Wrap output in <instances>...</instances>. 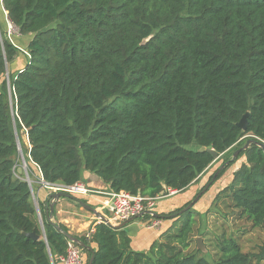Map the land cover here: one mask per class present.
Listing matches in <instances>:
<instances>
[{"label":"trees","instance_id":"obj_1","mask_svg":"<svg viewBox=\"0 0 264 264\" xmlns=\"http://www.w3.org/2000/svg\"><path fill=\"white\" fill-rule=\"evenodd\" d=\"M1 3L29 41L25 66L6 78L24 54L0 29V264H55L69 247L39 202L41 225L32 188L18 172L16 134L45 182L72 186L88 171L109 191L154 199L184 192L215 162L230 161L201 192L244 157L206 212L222 206L250 225L240 234L223 223L211 251L193 246L210 231L201 232L193 207L182 211L192 200L160 214L175 216L147 251L132 248L126 227L104 222L78 237L96 244L93 264H264V243L250 241L247 249L242 239L264 232V149L257 144L264 142V0ZM82 250L89 264L92 250Z\"/></svg>","mask_w":264,"mask_h":264},{"label":"crops","instance_id":"obj_2","mask_svg":"<svg viewBox=\"0 0 264 264\" xmlns=\"http://www.w3.org/2000/svg\"><path fill=\"white\" fill-rule=\"evenodd\" d=\"M1 1L2 0H0V6H2ZM25 60L26 59L24 58V55L18 56L17 59L13 63L8 65V70L10 69L11 65L14 66L13 69L9 72L16 73L20 71L26 64V63L24 64ZM244 159L245 158H243L240 161V163L235 164L230 172L228 173L225 172V177L222 179L221 183H219V187H224L230 182V180L232 179L233 172L239 167V165L244 161ZM37 175L38 177L41 176L40 171L37 173ZM33 183H40V181L33 180ZM81 183H83L90 189L97 190L102 193H93V194H88V195H83V194H74V195H76V197L81 200L85 199L88 204H90L91 206L95 207L97 210L107 215V211H111V209L107 207V204H106L107 197L105 196V194H103V192L109 191L108 185L105 182H103L102 179H100L98 176L88 171L84 173V180ZM32 188H33L32 191H33V194L35 195V200H36L38 209H39V206H38L39 202L49 207L50 194L53 191H59V190L51 189L50 187H46L43 185H39L38 187H32ZM191 188L194 189L195 187L191 186L189 189ZM191 195L192 194L186 196L183 202H181L179 205L172 204L166 208L160 205L159 210L156 209L157 211L155 210V208L158 202L157 203L155 202L153 211L156 214L172 212L175 209L189 202ZM48 207L46 210H44L46 217H47ZM40 214H41V211H40ZM170 217L172 216L161 217V218L154 217L160 220V224L156 227H152L151 225H149L152 220L150 218L134 219L133 221L128 223L125 227L127 228L129 235L131 237L132 248L135 250H140V251L149 250L152 243L156 239H158L160 235L173 222V220ZM41 218H42V214H41ZM54 218L57 220L58 223L64 224L69 229V232L75 236H81V235L87 236L88 230L91 227L95 226L97 223L101 222L100 219H98L93 212L84 208L82 205L79 204L77 200L72 199V198H66V197L60 198L58 203L55 205ZM91 247L95 249L97 246L95 243H92ZM83 254H84V260L86 262V260L88 259V255L86 253H83ZM55 264H64V263L56 262Z\"/></svg>","mask_w":264,"mask_h":264},{"label":"rangeland","instance_id":"obj_3","mask_svg":"<svg viewBox=\"0 0 264 264\" xmlns=\"http://www.w3.org/2000/svg\"><path fill=\"white\" fill-rule=\"evenodd\" d=\"M6 11L3 10L2 6H0V29L2 32H4L5 36H7L9 39L12 38L13 41L16 43V45L21 49L22 53L24 54L26 60L28 59L27 56V44L29 41L28 37H19V34L17 32V29L10 24V22L8 21V18L6 16ZM24 61V64L27 61ZM25 66V65H24ZM13 65L10 66V69L8 70L7 74H6V78H8V74L9 71H11L13 69ZM22 138L24 140V143H26V147H30L29 142H28V137L26 133L22 134ZM195 147V145H192ZM25 151V152H24ZM21 146V149L18 150V168L20 167H24L26 166V168L28 169V166L31 167V169H33V179L30 178L31 182L33 183V180H37L40 181V183H34V187H38L39 185H43L42 179L40 180V178L38 177L37 173L39 172L38 168L35 167L33 165V163L30 161L28 155H27V149H24ZM244 157H240L238 161H236L233 165H231L230 167H228V169L226 170V173L230 172L232 170V168L234 167L235 164L240 163V161L243 159ZM24 159L26 160V165L24 166ZM223 164V160H219L217 162H215L212 167L208 170V172L202 177V179L200 180V182L192 185V187L194 186L195 188H191V189H187L184 192H175L173 194L167 195L166 197H162V198H158L156 199V203L158 202L155 210H159L160 205L164 208L169 207L172 204H177L179 205L181 202H183L184 198L190 194L191 198L190 200H194L195 197L197 196V194L199 195L200 193H202L200 199L194 204L193 208L194 210H196L200 216L198 218L202 219V223H201V232H204L205 230H209V234L208 235H196L195 236V241L193 243V246L197 247V238L201 237L202 238V243L205 245L206 247V252L207 249L209 251L213 250V247L211 246V239H213L214 236L218 235L221 230L222 227L221 225L223 223L226 224V226L228 227V232L227 233H245L248 229V226L250 225V223H248L245 219H240L238 220L234 215H232V213L229 210H225L224 208H219L214 209L212 208V212H210L207 215V210L212 206V203L214 201V197L216 196L215 194H217V191L219 189H221L222 187H219V183H221L222 179L225 177V173L224 175L218 179L213 185L210 184L209 188L206 189L205 191L201 190V188L207 183V180L209 178V176L215 171L217 170L219 167H221V165ZM226 169V167H225ZM229 175V174H228ZM206 188V187H205ZM204 188V189H205ZM214 209V210H213ZM156 210V211H157ZM107 215L111 218L113 216L111 211H107ZM40 217V216H39ZM136 219H143V217H138ZM179 225L177 227H180L181 222L178 223ZM200 224V222L198 223ZM200 232V233H201ZM243 241L246 242V248L249 249V244L250 241H253L254 244L258 243L262 244L264 243V232L263 231H253L250 232L248 234H245L243 236ZM204 252V253H206Z\"/></svg>","mask_w":264,"mask_h":264},{"label":"water","instance_id":"obj_4","mask_svg":"<svg viewBox=\"0 0 264 264\" xmlns=\"http://www.w3.org/2000/svg\"><path fill=\"white\" fill-rule=\"evenodd\" d=\"M250 115V112L247 111L244 116L242 117L241 121L238 123V126L241 127L242 129H246L247 128V122H248V116ZM16 137H17V144H18V150L21 149V143H20V139L18 137V135L16 134ZM253 142L252 139L248 140L246 142V144L244 146H242L241 148L237 149L234 154H233V157L231 160H234L241 151L247 149L249 147V145ZM257 144L262 147L264 149V142L263 141H260V142H257ZM199 151L201 152H204V151H207L209 153H211L216 159L219 158L221 155L219 152H217L215 149L213 148H207V147H201L199 149ZM24 166L26 165V160L24 159ZM230 164V161H227L225 162L224 164L221 165V167H219V169L217 170V172L215 173L214 175V178L215 179L219 172L224 169L227 165ZM18 172L20 174H24L25 175V178L26 180L28 181L29 185L31 186V188L33 187L32 186V182L30 180V176H29V171L28 169L24 167H20L18 168ZM210 186V183L206 186V188L204 189V191L206 189H208ZM33 189V188H32ZM34 195V194H33ZM202 193H200L199 195H197L195 197V199L193 201H191V203H189V205H187L182 211H186L190 208H192L194 206V204L200 199ZM35 197V195H34ZM62 197H66V198H72V199H75L79 202L80 205H82L84 208H86L87 210L93 212L96 217L98 219H100L101 222H104L110 226H112L113 228L115 229H121L123 227H125L128 223H130L131 221H133L134 219L138 218V217H141L143 216L144 214L146 213H150L153 217H157V218H161V217H169V216H161L160 214H156L154 211H151V210H147V211H144L143 213H140L138 214L137 216H134L126 221H123L121 223H118V224H115L113 223L109 217L107 215H105L104 213H102L101 211L97 210L95 207L91 206L90 204H88L87 202L79 199L76 197V195L74 194H71L69 193L68 191L66 190H59V191H53L51 194H50V198H49V207H48V211H47V218H48V221L51 222V223H54L57 225L58 229L60 231H62L63 233H65L66 237L74 242L75 244H77L78 246L82 247V248H87L89 250H92V256L90 258V261H89V264H93V261H94V257H95V251L93 250V248L91 247V244L90 243H87V242H84L82 241L78 236H75L73 235L72 233L70 232H66L64 231L60 224L57 222V220L54 218V210H55V205L58 203V201L60 200V198ZM38 213H39V216H40V219H41V225L43 227V222H42V218H41V214H40V211L38 209ZM172 216H175V215H172ZM27 235L29 237H32L33 239H40V236L36 233V232H31V233H27ZM197 249L203 251V252H206V247L205 245L202 243V238L201 237H198L197 238Z\"/></svg>","mask_w":264,"mask_h":264},{"label":"built area","instance_id":"obj_5","mask_svg":"<svg viewBox=\"0 0 264 264\" xmlns=\"http://www.w3.org/2000/svg\"><path fill=\"white\" fill-rule=\"evenodd\" d=\"M42 182L46 187H50L51 189L56 190H66L71 194L88 195L93 193H102L97 190L90 189L83 183L66 186L63 184L48 183L43 180ZM175 192L177 191L171 190L169 194L162 195L158 198L166 197L167 195L173 194ZM103 194H105V196L107 197V207L111 209V212L113 214L111 218L109 216L108 217L115 224L126 221L134 216H137L140 213H143L144 211H153L155 201L156 199H158L147 198L141 195H133L124 190L119 192L107 191L103 192ZM159 224L160 220H158L157 218H152L149 225H151L152 227H156ZM94 230V226L91 227L88 230L87 236H91ZM60 260V262L64 264H84V254L82 247L69 240L68 253L66 256H62Z\"/></svg>","mask_w":264,"mask_h":264}]
</instances>
